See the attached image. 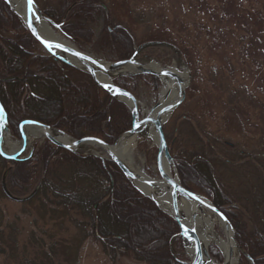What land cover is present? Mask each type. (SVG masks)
<instances>
[{
	"label": "trees",
	"instance_id": "1",
	"mask_svg": "<svg viewBox=\"0 0 264 264\" xmlns=\"http://www.w3.org/2000/svg\"><path fill=\"white\" fill-rule=\"evenodd\" d=\"M41 9L63 36L81 48L94 43L90 23L103 15L105 31L100 45L117 60L129 59L144 43L137 40L131 26L113 21L104 0H56ZM160 46L165 45L147 46L138 56L149 57L147 52ZM137 79L147 81L156 90L160 87V78L150 74L116 76L113 82L132 91ZM0 101L12 135L19 138L18 126L27 119L50 125L75 139L96 137L109 144L132 127L131 113L124 102L101 90L84 71L48 55L3 0ZM167 141L182 185L207 196L231 221L238 243L253 264H264V232L250 231L211 159L200 153L187 157L174 154L172 141ZM0 163L5 167L11 164L8 187L18 191L32 184L42 167L43 175L31 198L42 199V208L53 218L59 214L72 222L81 240L94 238L114 257L132 252L147 264H186V258L175 250H184L178 224L143 195L114 162L90 154H73L44 140L34 146L29 158L6 161L0 157ZM16 244V224L0 207V253L13 252ZM209 250L214 259L223 260L216 245L211 244ZM47 256L51 264V256ZM240 264L250 261L242 255Z\"/></svg>",
	"mask_w": 264,
	"mask_h": 264
},
{
	"label": "rangeland",
	"instance_id": "2",
	"mask_svg": "<svg viewBox=\"0 0 264 264\" xmlns=\"http://www.w3.org/2000/svg\"><path fill=\"white\" fill-rule=\"evenodd\" d=\"M55 1L36 0L40 7ZM104 1L113 21L131 26L138 41L165 45L147 52L149 57L138 56L141 61L182 75L185 98L164 127L173 153L209 157L250 231L264 232V0ZM90 27L94 43L79 48L104 61H117L100 45L104 16H97ZM174 85L177 94L172 92L170 101L178 98L175 80ZM165 90L162 81L156 90L137 79L132 93L141 114L148 113ZM10 136L21 141L11 131ZM44 140L30 137L31 145L23 156ZM132 146L135 164L149 177L159 178L154 137L136 136ZM82 152L106 155L102 148L92 145L83 147ZM4 170L0 163V207L16 224L17 244L13 252L0 253V264H27L26 260L50 264L47 255L51 264H147L132 252L114 257L92 237L81 240L72 222L59 214L53 218L42 208L40 198H30L26 203L7 197L1 184ZM172 170L177 171L176 164ZM42 175L40 167L37 178L24 191H10L16 197H27ZM210 217L213 230L225 239L217 218L213 214ZM175 250L189 260L187 250ZM213 261L220 264L223 260Z\"/></svg>",
	"mask_w": 264,
	"mask_h": 264
},
{
	"label": "water",
	"instance_id": "3",
	"mask_svg": "<svg viewBox=\"0 0 264 264\" xmlns=\"http://www.w3.org/2000/svg\"><path fill=\"white\" fill-rule=\"evenodd\" d=\"M3 1H5L16 15L19 16L30 35L48 55L58 58L67 65L84 71L89 75L92 82L101 90L111 97L124 102L131 113L132 127L130 130L120 135L114 144H109L96 137L75 139L62 130L36 120L27 119L20 122L18 126L22 142L20 149L14 152H8L4 149V132L6 130L10 132V129L8 126L7 113L0 101V110H2L0 111V157L6 161H18L29 158L34 150V145L31 146L28 155L23 156L28 146L31 145L29 139L32 134L29 133V128L40 131L38 138L46 139L51 144L64 148L73 154H83L82 148L86 145L100 147L107 156L94 152L87 154L100 157L103 161L110 160L114 162L124 176L143 195L149 197L160 210L172 217L178 224L180 229L178 236L181 237L184 249L188 252L189 249H193L194 253L192 256L189 255V260L184 261L186 264H207L209 261H213V257L209 250L212 243H206L202 239L197 223L198 215L203 217L204 215L210 214H213L219 221L223 228L224 240H226L229 247L228 252L225 254L217 243H213L219 247L222 252L223 261L220 264H237L242 255L253 264L252 258L238 243L235 229L228 217L207 196L185 188L181 183L177 171L174 170L173 172L172 170L175 164L169 150L164 127L172 112L184 100L186 85L184 84L182 75L177 71L158 65H148L138 57V54L143 48L150 45L161 44V42L152 41L143 43L129 59L107 62L84 51L70 39L56 33L55 29H58V25H54L43 13L36 0H33L31 7L28 6L27 0H20L19 4L16 3V0H13V4H17L18 7H20V12L14 9L12 1ZM40 15L49 24L50 30L52 31L51 34L39 30L37 23L40 20ZM57 45L60 47H57ZM77 53L80 55H77ZM139 74L155 75L159 77L163 83L165 82V77L169 79V83L166 85V90L162 94L160 100L146 114H141L139 111V101L132 91L119 87L113 82V78L116 76H136ZM106 76L109 77V80L104 79ZM174 80L179 86L178 98L174 101H170L169 98L172 92H174L175 87ZM151 130L154 132V139L157 147L156 167L159 178L149 177L145 173L130 168L123 160L122 156L115 150L122 140L128 137L149 136ZM165 163L171 168L170 171L165 167ZM11 169V164H7L1 182L3 192L7 197L13 200L25 201L30 199L35 191L27 197H16L10 191L7 178ZM140 186L144 189L140 188ZM161 196H165L170 200L171 204L168 210L165 209L160 202L159 198ZM186 203L188 204V212L184 213L180 209V204L185 205ZM189 211H191L190 220L188 219ZM213 233L217 237L222 238L215 230H213ZM234 251H236L237 254L236 258Z\"/></svg>",
	"mask_w": 264,
	"mask_h": 264
},
{
	"label": "bare ground",
	"instance_id": "4",
	"mask_svg": "<svg viewBox=\"0 0 264 264\" xmlns=\"http://www.w3.org/2000/svg\"><path fill=\"white\" fill-rule=\"evenodd\" d=\"M12 1V5L14 6V9H16L18 12H20V7H18L17 4H19L20 0H16L17 4L14 5L13 4V0H10ZM37 26L39 28L40 31L44 32V33H48V34H51L52 31L50 30V26L49 24L45 21V19L40 15V20L39 22L37 23ZM105 80H109V77L106 76L104 77ZM164 84L165 86L168 85L169 83V79L167 77L164 78ZM177 94V91L175 90L173 95H176ZM29 133L32 134L33 137L35 138H38L39 135H40V131L39 130H35L33 128H29ZM150 135L152 137H154V132L151 130L150 131ZM30 136V137H32ZM135 137H131V138H128V139H124L122 140L118 146L115 148L116 152H118L120 154V156H122L123 160L128 164V166H130V168L136 170V171H140L142 173H144L142 170H141V167L137 166L134 162V159H133V154H132V149H133V146H132V143L134 141ZM22 145V142L21 141H13L11 136H10V132H8L7 130L4 132V149L7 150L8 152L10 151H17L18 149H20ZM165 167L168 169V171L171 170V168L165 163ZM146 174V173H145ZM140 188H142L140 186ZM144 189V188H142ZM160 202L162 203V205L164 206L165 209H169L170 208V200L165 197V196H161L159 198ZM180 209L185 213V212H188V204L186 203L185 205L184 204H180ZM188 219L191 215V211H189L188 213ZM190 220V219H189ZM197 223H198V229H199V232L201 234V237L202 239L206 242V243H217L221 249L223 250V252L226 254L228 252V243L226 242V240H224L223 238H219L217 237L213 232H212V228H213V221L210 217V215H204L203 217H200L198 215L197 217ZM211 229V230H210ZM211 231V232H210ZM235 254H236V251H234ZM189 255H193V249H189ZM237 257V254L235 256V258ZM207 264H216L214 261H209Z\"/></svg>",
	"mask_w": 264,
	"mask_h": 264
},
{
	"label": "snow or ice",
	"instance_id": "5",
	"mask_svg": "<svg viewBox=\"0 0 264 264\" xmlns=\"http://www.w3.org/2000/svg\"><path fill=\"white\" fill-rule=\"evenodd\" d=\"M32 2H33V0H27V3H28V6L29 7H31V5H32ZM29 26H31V25H29ZM57 47H60L59 45H57ZM77 55H80L79 53H77ZM0 111H2V110H0ZM102 143V142H101Z\"/></svg>",
	"mask_w": 264,
	"mask_h": 264
}]
</instances>
